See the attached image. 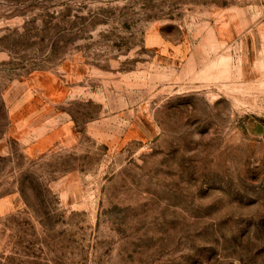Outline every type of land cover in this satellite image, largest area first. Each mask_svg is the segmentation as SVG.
I'll use <instances>...</instances> for the list:
<instances>
[{
    "label": "rangeland",
    "instance_id": "374dc122",
    "mask_svg": "<svg viewBox=\"0 0 264 264\" xmlns=\"http://www.w3.org/2000/svg\"><path fill=\"white\" fill-rule=\"evenodd\" d=\"M0 264H264V0H0Z\"/></svg>",
    "mask_w": 264,
    "mask_h": 264
}]
</instances>
